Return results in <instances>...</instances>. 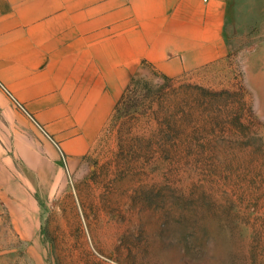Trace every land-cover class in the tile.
<instances>
[{
    "label": "rangeland",
    "instance_id": "374dc122",
    "mask_svg": "<svg viewBox=\"0 0 264 264\" xmlns=\"http://www.w3.org/2000/svg\"><path fill=\"white\" fill-rule=\"evenodd\" d=\"M233 12L222 60L178 77L145 66L129 79L49 198L43 264H264V0Z\"/></svg>",
    "mask_w": 264,
    "mask_h": 264
},
{
    "label": "crops",
    "instance_id": "0c3cea01",
    "mask_svg": "<svg viewBox=\"0 0 264 264\" xmlns=\"http://www.w3.org/2000/svg\"><path fill=\"white\" fill-rule=\"evenodd\" d=\"M237 2L0 0V258L24 251L43 264L49 198L129 79L145 66L178 77L222 60Z\"/></svg>",
    "mask_w": 264,
    "mask_h": 264
}]
</instances>
